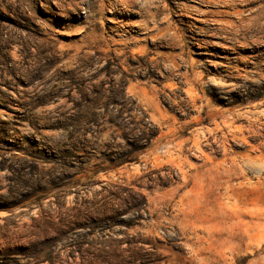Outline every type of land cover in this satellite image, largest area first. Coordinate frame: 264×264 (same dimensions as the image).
<instances>
[{
  "label": "rangeland",
  "instance_id": "rangeland-1",
  "mask_svg": "<svg viewBox=\"0 0 264 264\" xmlns=\"http://www.w3.org/2000/svg\"><path fill=\"white\" fill-rule=\"evenodd\" d=\"M0 264H264V0H0Z\"/></svg>",
  "mask_w": 264,
  "mask_h": 264
},
{
  "label": "trees",
  "instance_id": "trees-1",
  "mask_svg": "<svg viewBox=\"0 0 264 264\" xmlns=\"http://www.w3.org/2000/svg\"><path fill=\"white\" fill-rule=\"evenodd\" d=\"M46 218H49V217H47V216H44V219H42V221L41 222H48V221H50V220H47ZM50 219V218H49ZM41 222H37V223H41ZM35 230H38V229H35ZM39 231V230H38ZM39 233H40V231H39ZM36 234V233H35ZM42 235V234H41Z\"/></svg>",
  "mask_w": 264,
  "mask_h": 264
},
{
  "label": "bare ground",
  "instance_id": "bare-ground-1",
  "mask_svg": "<svg viewBox=\"0 0 264 264\" xmlns=\"http://www.w3.org/2000/svg\"><path fill=\"white\" fill-rule=\"evenodd\" d=\"M36 215V214H35ZM54 215V214H53ZM49 217V216H48ZM39 218V217H38ZM43 218H44V216H43ZM48 219V218H47ZM33 239V238H32ZM39 239V238H38ZM41 240V239H40ZM30 242H31V240H30Z\"/></svg>",
  "mask_w": 264,
  "mask_h": 264
}]
</instances>
